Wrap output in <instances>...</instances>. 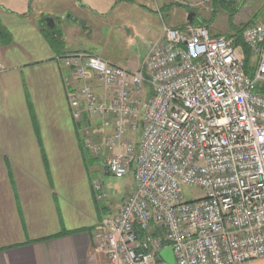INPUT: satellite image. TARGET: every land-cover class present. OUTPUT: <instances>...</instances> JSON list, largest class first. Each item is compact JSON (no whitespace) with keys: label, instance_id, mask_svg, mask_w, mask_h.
<instances>
[{"label":"built area","instance_id":"built-area-1","mask_svg":"<svg viewBox=\"0 0 264 264\" xmlns=\"http://www.w3.org/2000/svg\"><path fill=\"white\" fill-rule=\"evenodd\" d=\"M217 1L152 0L161 19L162 4L193 9ZM241 38L254 55L251 75L233 35L192 21L164 22L136 71L88 53L61 58L82 82L70 107L84 148L108 151L107 174L135 178L136 189L93 234L108 264H167L166 248L177 264L264 259V14ZM85 117L96 122L100 144ZM184 187L204 195L187 200ZM94 188L103 200L102 185Z\"/></svg>","mask_w":264,"mask_h":264},{"label":"crops","instance_id":"crops-1","mask_svg":"<svg viewBox=\"0 0 264 264\" xmlns=\"http://www.w3.org/2000/svg\"><path fill=\"white\" fill-rule=\"evenodd\" d=\"M129 1L0 0L7 32L0 34V264H108L93 234L122 203L111 210L98 198L96 168L70 107L82 82L71 79L61 58L100 56L112 38L132 43L141 34L151 45L162 29L155 6ZM173 11L164 9L169 17ZM109 18L120 27L110 29ZM129 18L140 19L142 29L135 33ZM104 59L131 71L142 63Z\"/></svg>","mask_w":264,"mask_h":264},{"label":"rangeland","instance_id":"rangeland-1","mask_svg":"<svg viewBox=\"0 0 264 264\" xmlns=\"http://www.w3.org/2000/svg\"><path fill=\"white\" fill-rule=\"evenodd\" d=\"M149 1L153 3L152 0ZM225 1L231 2V0ZM129 3L133 5L132 3H134V1L130 0ZM169 6L170 5L162 4V10L164 14L162 19L161 16L156 14L162 25L165 22V24L168 26L179 28L186 24L189 21L190 14H193L192 22L196 24H207L210 27L211 31L215 34L231 35V29H233V26L242 27L249 24L252 20L253 22L256 21L258 15H260V13L264 11V0H236V2L234 3V8L238 10V12L234 17H231L226 11L222 9L221 6H219V4H216V2H213L210 5H204V7L196 5V7H194L193 9L190 6L186 8L180 5L172 6L175 11L172 12L170 17L168 13L164 12V9ZM108 20L111 21L110 18ZM162 20H164V22H162ZM111 22L113 23V25L110 24V29L120 27L119 23L113 21ZM129 23V27H131L133 31L135 30V33H137L136 31H138L139 29H142V27H139L140 19L129 18ZM98 31L100 32L98 33L99 38H96L97 41H99L98 39H101V28H98ZM106 31H109V25L106 30H103V34H106ZM114 31V34L118 33L117 29ZM161 32L162 29L157 37L160 36ZM136 35L137 34H134L133 36ZM108 37L110 38L111 35H109ZM133 39L134 40L132 41V43H128L126 37L123 39L119 38L117 41L115 40V42L112 41L113 38L112 40L109 39L107 42L102 43L101 46H103L104 48H98L99 55L101 56L98 57H103L102 59L112 58L114 60H118L125 66H127L126 64H128L129 67H132L130 66V63L133 61L138 63L142 62L152 45L157 41V38L152 42L151 45L149 44L151 40L147 37H142L141 34ZM116 45L119 51H117ZM145 74H148L147 69L145 70ZM88 124L92 126L90 133L93 143L100 144L102 142V136L99 134L97 129L94 128V126H97L96 122H93L92 120L89 121V119L85 117L83 125ZM141 137L142 123L140 122L139 129L134 133L136 143L140 142ZM83 149L84 152L88 153V155L90 156L89 159L92 162V166L96 168L95 177L98 180L96 182L102 185V189L100 192L102 193L104 199L103 201H100L101 204L111 210H114L119 204L122 203V200L133 188V173L131 172L126 177L121 179L107 174L104 169V161L107 158L108 151L104 149L100 155H97L95 153L92 154L90 150L85 149L84 145ZM96 182H94V184ZM183 192L187 200H195L204 195V192L196 187H184Z\"/></svg>","mask_w":264,"mask_h":264},{"label":"trees","instance_id":"trees-1","mask_svg":"<svg viewBox=\"0 0 264 264\" xmlns=\"http://www.w3.org/2000/svg\"><path fill=\"white\" fill-rule=\"evenodd\" d=\"M235 2H236V0H231V2H228V1H225V0H220V1H217L216 4H219V6H221L224 11H226L231 17L232 16L234 17L237 14V12H238V10H236L234 8V3ZM263 14H264V11L262 13H260V15H258V17L256 18L255 22H253V20H252L249 24H256L260 20V18L262 17ZM245 26H242V27L233 26V29H231V35H233L235 37L236 44L243 48L244 57H245L246 72L249 75H251V74H253L254 68H255V66H253V64H252V60L254 58V55H253V53L251 52V50L249 48L244 46V44L242 42V38H241L242 37V31H243ZM2 32L7 33L5 31V29L0 25V34ZM263 92H264V90H263Z\"/></svg>","mask_w":264,"mask_h":264},{"label":"water","instance_id":"water-1","mask_svg":"<svg viewBox=\"0 0 264 264\" xmlns=\"http://www.w3.org/2000/svg\"><path fill=\"white\" fill-rule=\"evenodd\" d=\"M192 19H193V14H190L189 21H192ZM160 256L162 260L167 264H177L172 248H166L160 253Z\"/></svg>","mask_w":264,"mask_h":264}]
</instances>
